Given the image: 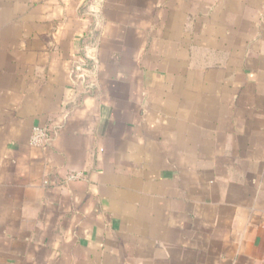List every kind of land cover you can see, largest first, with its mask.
Masks as SVG:
<instances>
[{
	"label": "crops",
	"instance_id": "obj_1",
	"mask_svg": "<svg viewBox=\"0 0 264 264\" xmlns=\"http://www.w3.org/2000/svg\"><path fill=\"white\" fill-rule=\"evenodd\" d=\"M0 264H264V0H0Z\"/></svg>",
	"mask_w": 264,
	"mask_h": 264
},
{
	"label": "rangeland",
	"instance_id": "obj_2",
	"mask_svg": "<svg viewBox=\"0 0 264 264\" xmlns=\"http://www.w3.org/2000/svg\"><path fill=\"white\" fill-rule=\"evenodd\" d=\"M188 12V19H192L190 22H192L191 24L189 23L187 25V38H193V36L195 35V30H194V24H193V19H194V8H193V4L191 9L187 10ZM177 35V34H176ZM188 41V42H187ZM187 46H188V50L185 52V55L182 56L183 58L180 57H171L169 60V57L165 58V57H157L155 56L154 59V64L156 65V67H158V65H162V64H166L164 62H170L173 64H189V65H200L201 64V59H206L207 62L209 63L210 58H200V53L204 54V50L201 51V49L196 48V46H194V42L193 39L191 40H187ZM190 47V48H189ZM206 53V52H205ZM85 62H82L81 64L76 63L77 65L74 66V72L73 75H75V77H80V76H84L85 75V70H88V68H90V66H92L95 63V59L93 58H88L87 61L84 60ZM177 79V77H176ZM91 84H87L86 87L90 88Z\"/></svg>",
	"mask_w": 264,
	"mask_h": 264
},
{
	"label": "built area",
	"instance_id": "obj_3",
	"mask_svg": "<svg viewBox=\"0 0 264 264\" xmlns=\"http://www.w3.org/2000/svg\"><path fill=\"white\" fill-rule=\"evenodd\" d=\"M49 140V130L46 126H34L29 142L35 147H44Z\"/></svg>",
	"mask_w": 264,
	"mask_h": 264
}]
</instances>
